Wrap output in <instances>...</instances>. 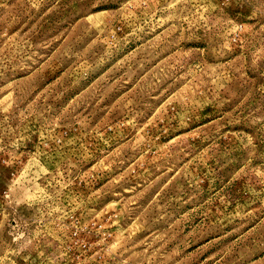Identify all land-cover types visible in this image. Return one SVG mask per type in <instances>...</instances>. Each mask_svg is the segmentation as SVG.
Segmentation results:
<instances>
[{
	"label": "rangeland",
	"instance_id": "obj_1",
	"mask_svg": "<svg viewBox=\"0 0 264 264\" xmlns=\"http://www.w3.org/2000/svg\"><path fill=\"white\" fill-rule=\"evenodd\" d=\"M0 264H264V0H0Z\"/></svg>",
	"mask_w": 264,
	"mask_h": 264
}]
</instances>
